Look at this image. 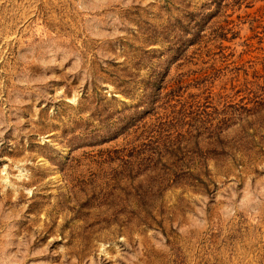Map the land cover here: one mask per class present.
<instances>
[{
  "label": "rangeland",
  "instance_id": "rangeland-1",
  "mask_svg": "<svg viewBox=\"0 0 264 264\" xmlns=\"http://www.w3.org/2000/svg\"><path fill=\"white\" fill-rule=\"evenodd\" d=\"M0 264H264V0H0Z\"/></svg>",
  "mask_w": 264,
  "mask_h": 264
}]
</instances>
